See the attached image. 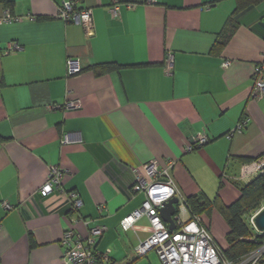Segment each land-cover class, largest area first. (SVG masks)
Returning a JSON list of instances; mask_svg holds the SVG:
<instances>
[{"label": "crops", "instance_id": "obj_1", "mask_svg": "<svg viewBox=\"0 0 264 264\" xmlns=\"http://www.w3.org/2000/svg\"><path fill=\"white\" fill-rule=\"evenodd\" d=\"M64 1L9 0L20 20L0 24V264H62L64 234L96 226L107 228L101 264H154L155 251L135 252L153 235L150 219L121 228L146 201L133 189L137 171L157 161L186 198L230 205L234 183L264 155V97L252 96L264 70V1L236 13L237 0H117L114 16L116 0H80L93 36L57 17ZM10 44L21 49L7 54ZM69 59L81 73L68 75ZM104 65L118 69L104 74ZM70 101L80 107L66 109ZM199 136L209 142L187 152ZM53 167L83 200L76 223L61 193L40 194ZM214 217L204 216L210 231Z\"/></svg>", "mask_w": 264, "mask_h": 264}, {"label": "built area", "instance_id": "obj_2", "mask_svg": "<svg viewBox=\"0 0 264 264\" xmlns=\"http://www.w3.org/2000/svg\"><path fill=\"white\" fill-rule=\"evenodd\" d=\"M78 2L80 0L64 1L57 17L65 23H77L81 25L88 36H93L95 27L92 11L90 9L77 8ZM110 13L114 16L119 15L120 9L117 0L114 6L110 8ZM15 20L20 19L13 17L9 8H0V24ZM20 49L17 44H10L6 53L19 51ZM229 65L230 63H226L225 67ZM173 68V56L169 55L165 64V74L172 76ZM67 71L69 76L81 73L79 61L69 59ZM254 79L252 96L254 98H263L264 70L257 71ZM78 107H80L78 101H70L65 106L66 109H78ZM247 124L248 120L239 123L234 133H241ZM69 141L70 139L67 136L63 139V143ZM208 142L207 136L195 137L189 143L187 151L192 152L195 148L203 147ZM261 160L253 164L256 167L254 170L256 174L248 181L259 172H263L264 158ZM260 167L263 169L258 171L257 169ZM62 178L63 172L59 167L51 168L48 181L41 188L40 194L43 197H49L56 192L61 193V196L65 197L68 208L73 215L71 222L76 223L81 219L78 215L80 216V210L83 208L84 203L76 192H67L62 189ZM135 178L136 183L133 189L135 192H145L146 201L141 209L135 211L121 222V228L127 231L136 221L145 216L150 219L153 228L152 237L142 242L136 248L135 252L137 256L144 257L151 251H155L161 264H232L222 255L212 234L203 225L201 217L192 213L187 198L176 187L168 171L161 169L159 162L153 161L145 165L143 171H137ZM174 198L178 200L176 213L173 217L176 228L175 230H171L163 221L160 209L164 203ZM4 207L7 210L11 209L8 203H5ZM101 209L102 207H100ZM106 230L107 228L104 226L89 228V234L86 237H83L73 229L68 230L62 239V246L64 248L62 264H101V261H107L109 252L101 256L95 249L99 239L104 235ZM263 256L264 245L250 253L240 264H257Z\"/></svg>", "mask_w": 264, "mask_h": 264}, {"label": "trees", "instance_id": "obj_3", "mask_svg": "<svg viewBox=\"0 0 264 264\" xmlns=\"http://www.w3.org/2000/svg\"><path fill=\"white\" fill-rule=\"evenodd\" d=\"M237 1L236 13L252 5H257L264 0ZM0 4H3V8H8L9 0H0ZM232 22V19L229 20L228 25ZM117 69L118 66L115 65H104L101 67V73L105 74ZM200 149L201 147L195 148L192 152ZM261 158H264V155ZM244 162L253 163V160H245ZM234 185L239 190L240 197L230 205L224 204L219 195L211 201L205 195L201 194L199 196L187 198V202L192 213L201 217L203 225L208 230L209 227L205 225L204 216L210 218L214 210L218 211L223 216L228 224L229 232L226 236V249H219L227 261L232 264H240L250 253L264 245V234L258 233L251 223L254 215L264 207V170L263 172H259L249 182L245 184L235 182ZM220 187H222V184ZM257 264H264V256Z\"/></svg>", "mask_w": 264, "mask_h": 264}, {"label": "rangeland", "instance_id": "obj_4", "mask_svg": "<svg viewBox=\"0 0 264 264\" xmlns=\"http://www.w3.org/2000/svg\"><path fill=\"white\" fill-rule=\"evenodd\" d=\"M262 159V158H261ZM261 161H263V160H261ZM260 161V162H261ZM264 168V167H263ZM262 167H260L259 169H257L258 171L259 170H261V169H263ZM256 169V167H254L253 165L251 166V167H249L248 169H245L244 171H245V173L244 174H242V176H241V179L243 180V181H245V182H242V181H236L237 183H239V184H241V183H247V182H249L248 180L253 176V175H255L256 174V172L254 171ZM216 192H218L219 191V185L217 186V188H216ZM214 197H212L211 198V200H214L215 199V197H216V195H213ZM214 215H215V217H214V219H213V223H212V232L210 231V233L212 234V236H213V238L215 239V240H217V243H219L218 244V246H219V248H222V246L223 247H225V246H227V241H226V234H227V232H228V230H229V228H228V224H227V222H226V220L223 218V216L218 212V211H216V210H214ZM217 213V214H216ZM218 214H219V216H218ZM255 216V215H254ZM211 220H212V218H211ZM214 230V231H213ZM224 250V249H223ZM153 254H154V256H153V262H154V264H161V261L159 260V257H158V255L156 254V252H153Z\"/></svg>", "mask_w": 264, "mask_h": 264}, {"label": "water", "instance_id": "obj_5", "mask_svg": "<svg viewBox=\"0 0 264 264\" xmlns=\"http://www.w3.org/2000/svg\"><path fill=\"white\" fill-rule=\"evenodd\" d=\"M178 205V200L176 198L170 200L163 204V207L160 209V215L163 221L169 225L171 230H175V223L173 217L176 213V206ZM254 229L260 233L264 234V207L252 218L251 221Z\"/></svg>", "mask_w": 264, "mask_h": 264}]
</instances>
